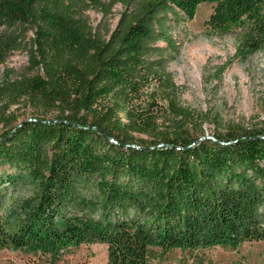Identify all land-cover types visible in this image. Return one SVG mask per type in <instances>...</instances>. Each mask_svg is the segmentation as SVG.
Returning a JSON list of instances; mask_svg holds the SVG:
<instances>
[{
    "label": "trees",
    "instance_id": "trees-1",
    "mask_svg": "<svg viewBox=\"0 0 264 264\" xmlns=\"http://www.w3.org/2000/svg\"><path fill=\"white\" fill-rule=\"evenodd\" d=\"M82 1L0 0V63L24 49L30 69L0 79V248L57 264L99 242L107 264H154L157 250L264 242V130L200 139L206 113L177 100L167 70L172 28L201 2L213 33L241 28L238 53L264 47V0H119L105 31ZM145 86L166 103L156 114L133 102ZM23 100L37 111L16 123Z\"/></svg>",
    "mask_w": 264,
    "mask_h": 264
},
{
    "label": "rangeland",
    "instance_id": "rangeland-1",
    "mask_svg": "<svg viewBox=\"0 0 264 264\" xmlns=\"http://www.w3.org/2000/svg\"><path fill=\"white\" fill-rule=\"evenodd\" d=\"M193 19L180 21L172 28L179 52L170 61L176 98L184 106L198 113H206L203 123L205 135L226 133L239 126L264 130V47L238 53L241 28L227 34L213 33L205 20L212 12L209 2H201ZM123 5L119 0H83L80 10L91 27L105 31L113 29L120 18ZM33 35L30 30L28 37ZM29 59L24 49L15 50L4 63H0V79L6 69L13 76L29 72ZM42 73V70L39 71ZM152 87L145 86L133 100L138 109L156 114L166 103L155 100ZM157 102V103H156ZM36 107L23 100L11 105L16 123L29 118ZM56 112L48 110L46 116ZM4 122L0 123V130ZM107 246L104 243H82L70 247L57 264H107ZM35 264L33 254L23 249L0 248V264ZM154 264H264V242L253 241L237 245L215 246L187 253L180 249L159 252Z\"/></svg>",
    "mask_w": 264,
    "mask_h": 264
},
{
    "label": "water",
    "instance_id": "water-1",
    "mask_svg": "<svg viewBox=\"0 0 264 264\" xmlns=\"http://www.w3.org/2000/svg\"><path fill=\"white\" fill-rule=\"evenodd\" d=\"M206 137H208V138H212V139H214L215 140V138L213 137V136H209V135H203V137H201L200 139H203V138H206ZM113 141H115L113 138H111ZM116 142V141H115Z\"/></svg>",
    "mask_w": 264,
    "mask_h": 264
}]
</instances>
